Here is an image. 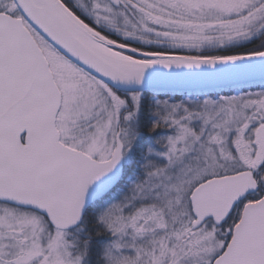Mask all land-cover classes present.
Masks as SVG:
<instances>
[{"label":"snow or ice","instance_id":"1","mask_svg":"<svg viewBox=\"0 0 264 264\" xmlns=\"http://www.w3.org/2000/svg\"><path fill=\"white\" fill-rule=\"evenodd\" d=\"M0 264H264V0H0Z\"/></svg>","mask_w":264,"mask_h":264}]
</instances>
